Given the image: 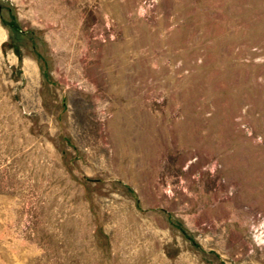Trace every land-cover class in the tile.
Returning a JSON list of instances; mask_svg holds the SVG:
<instances>
[{
	"label": "rangeland",
	"instance_id": "374dc122",
	"mask_svg": "<svg viewBox=\"0 0 264 264\" xmlns=\"http://www.w3.org/2000/svg\"><path fill=\"white\" fill-rule=\"evenodd\" d=\"M0 264H264V0H0Z\"/></svg>",
	"mask_w": 264,
	"mask_h": 264
}]
</instances>
